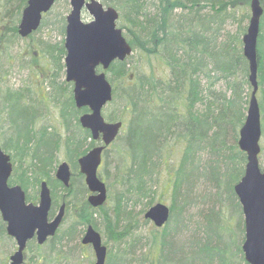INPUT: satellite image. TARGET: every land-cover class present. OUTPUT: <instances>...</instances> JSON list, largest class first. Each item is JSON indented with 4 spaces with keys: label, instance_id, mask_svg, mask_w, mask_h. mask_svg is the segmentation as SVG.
<instances>
[{
    "label": "trees",
    "instance_id": "obj_1",
    "mask_svg": "<svg viewBox=\"0 0 264 264\" xmlns=\"http://www.w3.org/2000/svg\"><path fill=\"white\" fill-rule=\"evenodd\" d=\"M0 1L2 5L0 44L3 43L6 47L8 43L20 38L16 32L20 19L18 15L26 0ZM101 1L118 10L117 25L122 28L123 34L132 46L131 55L123 60H113L106 69L107 77L113 86V96L109 103H115L120 98L125 113L129 115L128 127L121 144L124 151L121 156L123 162L117 167L122 187L116 195L114 214L108 213L104 203L99 206H91L88 203L85 197L87 186L83 181H76L74 187L75 179L83 177L79 170L72 172L68 186H64L51 175L56 167V152L59 149L64 150L66 158L76 168L78 156L96 143L91 138L90 130L81 126L78 118L88 108L76 107L71 82L65 78L57 80L59 71L64 70V39L41 42L37 40L41 53L39 49L35 52L40 56V60H44L46 72L50 69L47 67H51L50 74L47 75V88L51 87V90L45 93L46 98L50 97L58 103L61 129L56 128L54 124L39 123L38 117L41 113L39 109L33 114V118L31 116L27 118L28 111L33 110L35 105L37 108L41 105L40 102L33 103L30 99L27 100L28 95L30 97L29 88L10 89L7 86L0 89L4 98L0 104L2 129L0 132L3 143L1 147L15 163L10 183H19L26 191L32 180L39 189L40 181L46 179L52 196L50 215L55 214L63 201L65 213L72 205V220L67 228H61L60 231L74 237L78 229L82 232L84 225L92 224L95 228L97 218H100L104 223L106 236L118 241L126 233V230H119L118 227L119 214L125 211L122 202L132 198L137 201L139 197L150 196L152 189L148 181L152 179L154 165L160 160L163 149L173 142L175 145H182L177 166H182L186 161L196 165L197 177L209 182L215 190L208 194L214 197L212 201L215 202L217 198L226 200L227 205L235 204L239 213L237 207L239 201L234 192V184L244 172L246 154L238 145V137L252 90L249 81V62L244 55L242 41L247 26L238 25L235 30H223V25L226 24L224 22H227V18H235L234 11L239 6L245 8L241 18H247L249 22L250 0H150L149 3L147 0ZM260 3L263 12L257 39V99L260 112L263 113L264 0H260ZM205 6L209 7L208 10L202 11ZM231 7L235 10L232 11ZM177 8L180 9L175 12ZM66 14L59 12L52 14L54 23L58 24L62 33H65ZM52 16L50 13L46 15L40 28L46 19ZM7 17L13 18V23L9 27L1 26ZM134 51L141 56L160 59L163 63V73L156 74L154 69L147 71L135 69L133 73L129 71L127 61ZM107 115L108 120L123 121L126 117L109 113ZM139 115L148 116L159 123V128L151 137L158 144L152 148L149 147L151 146L149 143H142L140 140L147 129L132 124V119ZM69 123L73 125L72 128H69ZM12 131L15 133L12 134ZM107 149L105 148L103 155H106ZM202 152L206 154L203 164L200 163ZM165 179L167 182V177ZM194 184L195 181L187 183V188L191 190ZM59 186L66 191L60 203L56 193ZM177 189V181H174L169 218L160 232L152 233L153 246L159 247L160 253L159 259L154 255L150 264H168L176 261V258L172 259L174 253H171V243L178 241L173 233L182 222L179 214L182 208L176 206L175 202L179 195ZM26 198L30 200L33 196L26 191ZM152 198L144 203V208L152 204ZM222 209L221 203L217 208L214 204L211 205L201 222L202 234L195 232L190 238L180 239L182 242L178 247L183 258L187 260L185 264H248L241 247L244 239L241 244L238 240L236 247L228 248L221 234L222 220L217 221L219 225L215 230L211 227V215L221 212ZM171 213H174V219L171 217L170 221ZM171 224H176L172 233ZM59 227L55 234L42 244H38L35 239L27 241L26 249L29 248L31 252L34 251L33 248L43 250V254L33 253L30 264L59 262L58 258L61 255V250L57 246L61 237V234H57ZM0 239L3 242L8 239L15 244L14 238L5 230V222L1 215ZM44 247L46 249H43ZM117 254L119 259L124 261V255ZM110 256L113 254L107 256V263ZM26 263L24 259L22 264Z\"/></svg>",
    "mask_w": 264,
    "mask_h": 264
},
{
    "label": "water",
    "instance_id": "obj_2",
    "mask_svg": "<svg viewBox=\"0 0 264 264\" xmlns=\"http://www.w3.org/2000/svg\"><path fill=\"white\" fill-rule=\"evenodd\" d=\"M54 1L27 0L18 25L19 34L26 36L36 29L42 12L48 10ZM69 4L64 34L65 79L73 82L76 107L88 108L79 115L81 126L90 130L92 139L99 141L78 156L77 162L89 190L86 199L91 206H99L107 198V187L97 170L104 149L115 140L123 124L119 119H106L102 113V108L113 96V86L105 70L113 60L125 59L132 52V46L122 28L117 26L119 12L114 6L104 5L101 0H69ZM249 6L250 18L242 41L243 52L249 62L252 90L238 137L246 162L242 176L234 184V192L244 215L241 246L244 258L248 264H264V166L259 164L262 128L257 99V39L263 6L260 0H250ZM83 9L88 11L91 19H82ZM11 171L10 155L0 145V215L7 234L15 239L17 245L8 260L0 264H21L27 241L35 237L38 243H43L53 236L65 212L63 201L56 214L49 217L52 196L46 179L40 181L39 199L35 203L27 200L20 184L8 183ZM54 175L68 186L71 178L69 162L61 160ZM169 214V206L161 201L151 204L144 212V216L158 227L168 220ZM81 242L91 244L95 254L93 264H105L107 248L100 232L92 224L86 226Z\"/></svg>",
    "mask_w": 264,
    "mask_h": 264
},
{
    "label": "rangeland",
    "instance_id": "obj_3",
    "mask_svg": "<svg viewBox=\"0 0 264 264\" xmlns=\"http://www.w3.org/2000/svg\"><path fill=\"white\" fill-rule=\"evenodd\" d=\"M69 0H58L56 5V11L62 14H66L69 11L70 5ZM150 0H147L149 3ZM1 2V1H0ZM208 6L202 8V11H207ZM153 10V8H151ZM180 8L175 9L177 12ZM249 9V6H248ZM2 10V5L0 3V11ZM22 10V9H21ZM231 10L234 11L233 7ZM237 10V11H236ZM234 11L235 18L229 17L227 18V22H224L225 25L223 30L231 29L235 30L238 25L247 26L248 19H242L241 15L245 12V8L239 6ZM54 11V10H53ZM51 16L53 14L50 13ZM21 16V12H19L18 19ZM82 19L89 20L91 19V15L88 13L86 9L82 10ZM15 17V15H13ZM17 18V17H16ZM54 17H49L44 22V25L41 26L33 35L28 37L27 39L22 40L21 38L15 39L13 42H10L5 47L3 43L0 44V89L5 87H9L10 89L17 87H27L30 97L28 95L27 100L30 99L33 103H41L40 107L35 108L33 110L28 111V117H34V113L39 109L41 111L38 122L44 124H54L58 129L62 128L60 124L59 117V109L58 103H55L50 97L46 98L47 92L49 89L47 88V75L50 74L51 67L49 71H45L44 61L40 60V56L35 53L39 49L41 53V49L39 46V42L49 40V41H59L64 39V33L58 27V24H55ZM13 23V18L7 17L4 19V23L1 26L9 27V25ZM117 20V24H118ZM39 40V42L37 41ZM29 47V50L26 51V48ZM25 48V49H24ZM131 55V53H130ZM127 66L129 71L132 73L135 71L142 70H150L154 69L156 74L163 73V63L160 59L155 57H147L145 55H138L136 51L133 52V55L129 57L127 61ZM44 68V69H43ZM59 76L57 80L64 79V70L59 71ZM30 90V91H29ZM2 92H0V104L3 103V97L1 96ZM12 102V101H11ZM13 103V102H12ZM14 104V103H13ZM1 106V105H0ZM103 115L108 119V113L112 115H123L126 116L123 119V126L120 129L115 141L109 145L106 151V155H103L102 162L97 170L99 177L105 182L107 187V198L104 202V208L108 211V213L114 214V204L116 203V195L121 190V184L119 182L120 175L119 171L117 172L118 165L120 166L123 160L121 159L124 151L122 150L123 137L128 127L127 120L129 115L124 111V105L120 98L116 100L115 103H108L102 109ZM264 112H261V126L262 129L264 127ZM132 124L138 125L144 129V136L140 139L142 143H149L152 148L158 144L156 140L151 139L152 135L159 128V123L154 121L148 116L139 115L134 117ZM5 125V124H4ZM2 126V125H1ZM73 125L69 123V128H72ZM2 130V129H0ZM10 131V130H9ZM15 132L12 131V134ZM2 134L0 132V145H2ZM155 144V145H154ZM177 144V143H176ZM38 145V144H37ZM260 153H259V164L260 166H264V132H262L260 137ZM154 151V150H152ZM182 153V145H175L171 142L167 145L163 151L161 152V157L159 161H156L154 165V172L152 173V179L148 181L149 186L152 190H150V196L147 197H139L137 201L134 199H128L126 202H122V205L125 206V211L119 214L118 217V227L119 230H126L124 236L121 240L115 241L112 238H108L104 231V223L100 218H97L95 228L101 233L104 244L107 246V256L113 254V256L109 257L108 263L105 260V264H150L151 260L159 257V247L153 246V231L160 232L161 228H164V225L161 227H157L153 224L151 220L144 217V212L149 206L144 208V203L147 200H150L152 197V204L161 201L167 204L169 207L173 202L172 197V183L177 181L179 195L176 198V206H180L182 211L180 217L182 219L181 225L174 231L176 224L170 225V233H173L175 239L178 241H172L171 243V253H174L172 259L176 261L175 263L169 262L168 264H185L186 259L183 258L181 249L178 246H181L182 238L188 237L197 232L198 234H202L203 230L201 228V222L203 221L204 214L207 212L211 205H215V208L221 203L223 207L221 212L215 213L211 215V227L213 230L219 225L217 221L219 220L223 225L221 226V234L225 239V245L229 248L232 246H237L236 242L239 240L240 244L244 239V215L241 209V205H237L239 209V213L237 212V208L235 204L227 205L226 200L216 199L215 202L214 197H210L212 195H208L214 192V188L210 185L209 182L205 181L202 177L198 178V167L196 165L187 163L188 161L182 163V166H177ZM201 164L204 163L206 158V154L204 152L201 153ZM56 165L61 160H67L64 150L61 148L56 152ZM158 160V159H156ZM70 169L72 172H78V165L76 168L72 166L70 161ZM56 168V167H55ZM54 170L51 172V175L54 176ZM118 173V175H117ZM167 177V182H165V178ZM197 179H199L197 181ZM83 181L84 178L82 176L77 177L76 181ZM192 181H195V184L189 190L187 188V183L191 184ZM85 184V182H84ZM176 190V191H177ZM27 193L33 196L30 201L38 202V185L34 183V180L29 182ZM227 191V190H226ZM56 193L58 195V203L61 202V197L63 194H66V191L62 189V187L56 188ZM88 194V190L86 191L85 197ZM71 196V195H70ZM134 198H136L134 196ZM223 198V197H221ZM235 201V200H234ZM237 201V198H236ZM72 205L70 209L66 211L64 218L60 224L59 230L57 234H61L60 240L57 243L58 248L61 250V255H59L58 263L56 264H93L95 260L94 250L91 244H84L80 241L81 236L84 233L86 225L83 226L82 232L78 229L77 234L74 237H69L60 229H65L69 225L72 220ZM144 208V210H142ZM128 212V213H127ZM176 213L178 210L176 209ZM171 217L174 219V213H171ZM241 218V219H240ZM179 223V222H178ZM125 225V226H124ZM158 228V230H156ZM178 230V231H177ZM7 242V243H6ZM15 244H12L8 239L3 242L0 239V262H4L7 259V256L14 250ZM43 249H46L44 247ZM33 252L29 248L25 249L26 254V264H30V257L33 253H42L43 250L39 248H33ZM117 253H122L124 258L122 260L119 259V255ZM117 254V255H116ZM106 256V258H107ZM32 258V257H31ZM159 259V258H158ZM158 264V263H156Z\"/></svg>",
    "mask_w": 264,
    "mask_h": 264
},
{
    "label": "flooded vegetation",
    "instance_id": "obj_4",
    "mask_svg": "<svg viewBox=\"0 0 264 264\" xmlns=\"http://www.w3.org/2000/svg\"><path fill=\"white\" fill-rule=\"evenodd\" d=\"M26 3H27V0H26V2H25V4H24V6L26 5ZM57 3H58V0H55L53 3H52V5L50 6V8L48 9V10H46V11H44V12H42V15H41V19H40V23H39V25L37 26V28L36 29H34L32 32H30L28 35H26V36H21L20 34H19V32H18V25H19V22H20V19H21V16H20V19H19V21L17 22V28H16V32H17V34H18V36L22 39V40H24V39H27L28 37H30L31 35H33L39 28H40V25H41V22H42V20H43V18L46 16V15H48L49 13H52V12H54V14L56 13L55 11V7H56V5H57ZM24 6L22 7V10H23V8H24ZM22 10H21V14H22ZM54 10V11H53ZM25 49V48H24ZM29 50V47H27L26 48V51H28ZM38 51V50H37ZM42 61H44V60H42ZM70 82V81H69ZM10 160L12 161V159H11V157H10ZM14 166H15V163L12 161V171H11V174H10V176H9V178H8V183L10 184V185H13V184H19V183H16V182H13V183H10V177H11V175H12V173H13V171H14ZM39 190V189H38ZM31 239H35V237H33V238H31ZM36 240V239H35ZM13 252V251H12ZM11 252V253H12ZM10 253V254H11ZM9 254V255H10ZM9 255L7 256V259H8V257H9Z\"/></svg>",
    "mask_w": 264,
    "mask_h": 264
}]
</instances>
